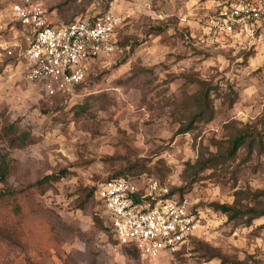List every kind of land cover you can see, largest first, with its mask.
<instances>
[{
	"label": "rangeland",
	"instance_id": "rangeland-1",
	"mask_svg": "<svg viewBox=\"0 0 264 264\" xmlns=\"http://www.w3.org/2000/svg\"><path fill=\"white\" fill-rule=\"evenodd\" d=\"M16 1L0 0L4 24ZM44 2L59 23L112 11L122 19L121 44L92 62L74 89L50 95L26 81L22 63L7 54L20 40L12 23L0 31V148L12 161L8 182L16 190L46 177L51 183L25 193L22 224H0V264H146L106 228L93 191L112 176L156 179L197 211L195 236L164 264H264V215L229 220L212 207L232 204L239 189L264 190V152L247 156L242 149L225 170L192 166L199 150H215L236 127L264 130V39L208 37L214 0ZM202 82L223 93L232 85L235 102L216 95L213 120L181 131ZM9 124L28 135L25 147L10 146Z\"/></svg>",
	"mask_w": 264,
	"mask_h": 264
},
{
	"label": "built area",
	"instance_id": "built-area-1",
	"mask_svg": "<svg viewBox=\"0 0 264 264\" xmlns=\"http://www.w3.org/2000/svg\"><path fill=\"white\" fill-rule=\"evenodd\" d=\"M11 24L20 40L7 54L22 63L24 78L47 94L65 93L86 79L89 65L117 48L120 16L108 11L69 24L53 18L44 0H19ZM208 37L264 39V0H214L206 24ZM97 200L119 246L132 247L146 264H164L188 243L200 227L188 199L169 195L156 179L113 178L99 184Z\"/></svg>",
	"mask_w": 264,
	"mask_h": 264
},
{
	"label": "trees",
	"instance_id": "trees-1",
	"mask_svg": "<svg viewBox=\"0 0 264 264\" xmlns=\"http://www.w3.org/2000/svg\"><path fill=\"white\" fill-rule=\"evenodd\" d=\"M109 1L112 2L113 0ZM103 14L95 15V17L102 16ZM71 22L73 21L68 23L61 22L60 24H69ZM120 44L121 42L117 41V45L119 46ZM228 89V93H223V89L220 85H206L205 82H202L201 88L199 91L195 92V95L191 100V108L186 107L188 116L182 125L181 131H185V129L189 126L192 128L195 126L196 122L206 123L213 120L215 115L214 98L216 95H221L226 99H229V103L232 105L235 102V94L237 91L234 90L232 85H229ZM7 127L8 131L6 134L10 139V146L12 148L25 147L28 144V135H24L23 133L17 134L16 130L18 129L14 124H9ZM235 129L236 132L226 141L214 142L215 150L203 148L198 151L197 159L192 165L193 168L196 169V172H204L207 170H225L238 158L242 149H247V156H252L256 150H259L261 153L264 152V130L262 131L259 128L248 126L236 127ZM7 151L8 150L6 149L0 148V224H2V226H14V224L18 221H21L22 224V220L24 219L25 209L23 207L22 200L25 198V193H35L37 191L41 192L45 190L47 186L46 184L51 185V183H49L48 178L46 177L27 185V187L22 190L14 189L8 182V177L12 171V161L9 158V153ZM146 169L148 170L147 166L140 169L138 171L139 173H136L137 171H133V169H129L128 171H133L134 174H141L142 172H145ZM113 178H130L136 181L140 180L139 178L112 176L104 181ZM98 187L99 185L93 191L96 199ZM263 197L264 190L257 189L253 191L251 189H239L235 192V199L232 204L216 202L212 204V207L214 210H218L226 214L229 220L247 216L248 221L251 222L253 219L264 215ZM244 200H254L255 205L245 206L243 204ZM97 203L101 206V203L98 200ZM106 228L112 231L109 225ZM113 236L115 241L118 243L114 233ZM194 236L195 235H193L192 238ZM126 249L129 254L137 253V251L130 246Z\"/></svg>",
	"mask_w": 264,
	"mask_h": 264
}]
</instances>
